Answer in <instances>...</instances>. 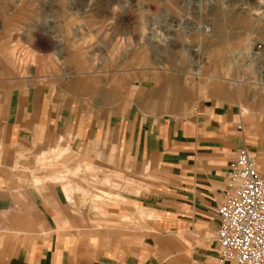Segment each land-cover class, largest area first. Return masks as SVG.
Masks as SVG:
<instances>
[{"label":"crops","instance_id":"crops-1","mask_svg":"<svg viewBox=\"0 0 264 264\" xmlns=\"http://www.w3.org/2000/svg\"><path fill=\"white\" fill-rule=\"evenodd\" d=\"M181 72L141 71L108 83L96 77L93 86L65 76L0 86L4 169L32 148H122L129 178L144 192L111 194L127 203L124 209L94 208L112 223L149 217L139 230L102 228L88 236L83 180L71 183L81 193L75 214L60 183L7 191L9 176L1 173L0 264H226L218 261L217 208L237 150H248L264 176V92L247 95L222 82L186 85ZM146 168L153 182L140 177Z\"/></svg>","mask_w":264,"mask_h":264},{"label":"rangeland","instance_id":"rangeland-1","mask_svg":"<svg viewBox=\"0 0 264 264\" xmlns=\"http://www.w3.org/2000/svg\"><path fill=\"white\" fill-rule=\"evenodd\" d=\"M257 45H261L259 55ZM160 69L182 76L183 70L186 85L222 82L244 89L247 95L264 92V85L256 84L258 78L264 80V0H0V86L44 83L64 76L93 86L96 77L108 83L128 73ZM1 147L0 160L5 148ZM58 147L45 151L44 160L42 152L32 148L16 156L18 163L12 169L1 164L0 174L9 176L4 188L14 190L28 182L38 186L43 181L71 185L83 180L87 201L81 205L87 206L88 236L102 228L142 229L148 216H119L112 223L111 216L94 208L108 203L124 209L125 201L111 196L96 202L88 194L100 189L120 196L144 192L129 178V160L122 148L103 153L97 147L94 151L67 147L59 159H51L49 155ZM38 155L46 169L37 170ZM77 169L79 173L70 176ZM145 171L140 177L153 182L149 168ZM61 175L67 177L57 182ZM113 177L132 184H101ZM79 196L74 191L66 199H72L69 205L75 214Z\"/></svg>","mask_w":264,"mask_h":264},{"label":"built area","instance_id":"built-area-1","mask_svg":"<svg viewBox=\"0 0 264 264\" xmlns=\"http://www.w3.org/2000/svg\"><path fill=\"white\" fill-rule=\"evenodd\" d=\"M256 49L261 50V45ZM217 215L218 261L264 264V176L245 148L237 150L229 163Z\"/></svg>","mask_w":264,"mask_h":264},{"label":"bare ground","instance_id":"bare-ground-1","mask_svg":"<svg viewBox=\"0 0 264 264\" xmlns=\"http://www.w3.org/2000/svg\"><path fill=\"white\" fill-rule=\"evenodd\" d=\"M253 44H250V46H248L249 47V49H250V52L252 53V56L250 55V59L253 57V55H254V51L252 52V46ZM256 52V55H259L258 54V52H259V50L258 51H255ZM235 57V56H234ZM254 58V57H253ZM235 61L237 60L238 61V59L236 58V59H234ZM257 83L256 84H260V85H264V80L263 79H261V78H258L257 79V81H256ZM122 94V93H121ZM56 147V146H55ZM54 150V149H53ZM55 152L54 153H52V154H46V155H49L50 156V158L53 156V159L56 157L57 159H59V156L61 157V155L62 154H64V153H67V149L66 148H55ZM52 152V151H51ZM44 153H46V152H42L40 155H41V158L42 157H44V156H42V154H44ZM40 155H38V157H39V160H36V162L38 161V167H37V170H41V169H46L44 166H43V161H41V158H40ZM45 155V154H44ZM55 156V157H54ZM38 159V158H37ZM52 159V158H51ZM42 160H44L43 158H42ZM50 160V159H49ZM47 161V160H46ZM45 161V162H46ZM50 161H52V160H50ZM39 168V169H38ZM71 173V175L70 176H75V175H77L78 173H79V170L77 169L76 171H72V172H70ZM66 174V173H65ZM68 175V174H67ZM67 175H61V178L57 181V182H63L64 180H65V177H67ZM114 178V177H113ZM110 178V179H106L105 181H102L101 182V184L103 185V186H109L110 185V183H112L113 185H115L116 183L117 184H119V183H121L122 182V184H123V182H124V186L126 185V184H128V182L127 181H122V180H120V179H118L119 177H116V178ZM55 181V180H54ZM91 181H94V179H92ZM56 182V181H55ZM73 185H66V184H63V185H61V191H62V193H63V195L65 196V198L67 199V200H69V198H68V196H70V194H71V192L73 193V187H72ZM117 186V185H116ZM120 188L122 189V188H124V187H122V186H120ZM124 190H125V188H124ZM88 194H89V196H91V198L92 199H98V198H109L110 200L113 198L114 200H118V201H121V198L119 197V196H115V195H111V194H109V193H106V192H104V191H102V190H96V191H93V193L92 192H89L88 191ZM111 196H112V198H111ZM107 200V199H106ZM71 201V200H70Z\"/></svg>","mask_w":264,"mask_h":264}]
</instances>
